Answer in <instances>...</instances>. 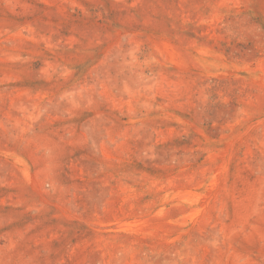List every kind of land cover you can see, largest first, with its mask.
I'll list each match as a JSON object with an SVG mask.
<instances>
[{
    "label": "rangeland",
    "instance_id": "rangeland-1",
    "mask_svg": "<svg viewBox=\"0 0 264 264\" xmlns=\"http://www.w3.org/2000/svg\"><path fill=\"white\" fill-rule=\"evenodd\" d=\"M0 264H264V0H0Z\"/></svg>",
    "mask_w": 264,
    "mask_h": 264
}]
</instances>
